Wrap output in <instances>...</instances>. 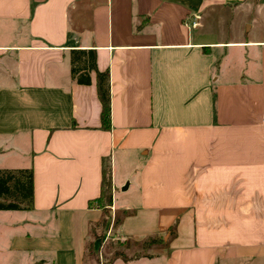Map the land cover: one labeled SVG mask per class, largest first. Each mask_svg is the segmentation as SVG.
<instances>
[{
    "label": "crops",
    "instance_id": "crops-1",
    "mask_svg": "<svg viewBox=\"0 0 264 264\" xmlns=\"http://www.w3.org/2000/svg\"><path fill=\"white\" fill-rule=\"evenodd\" d=\"M104 164L117 243L159 239L113 264H264V0H0V169L34 185L0 264H84Z\"/></svg>",
    "mask_w": 264,
    "mask_h": 264
},
{
    "label": "trees",
    "instance_id": "trees-1",
    "mask_svg": "<svg viewBox=\"0 0 264 264\" xmlns=\"http://www.w3.org/2000/svg\"><path fill=\"white\" fill-rule=\"evenodd\" d=\"M71 74L80 84L90 83V71L96 74V86L102 104L100 120L104 128L110 127V90L108 71H99L96 67V54L94 50L73 49L70 51ZM33 172L30 168L0 169V210L30 209L33 203ZM103 211L112 205V179L109 164L102 168V180L100 194L90 201ZM157 238H149L144 241L143 248L147 249L158 242ZM147 256V255H143ZM140 254L128 257L122 252H114L102 264H113L120 258L124 262L140 258Z\"/></svg>",
    "mask_w": 264,
    "mask_h": 264
},
{
    "label": "rangeland",
    "instance_id": "rangeland-1",
    "mask_svg": "<svg viewBox=\"0 0 264 264\" xmlns=\"http://www.w3.org/2000/svg\"><path fill=\"white\" fill-rule=\"evenodd\" d=\"M128 196L131 194V191L127 192ZM117 202L119 203V197L117 198ZM95 207V206H93ZM31 209V208H30ZM99 209V208H97ZM23 210H29V209H23ZM100 210L101 217L96 222L95 226L93 227V232L90 236V246L88 247V259L84 261V264H102L105 262L112 253L118 251V252H125L130 254H142L147 249L142 248V242H139L140 237H132V246L129 247L127 244H123L120 246L118 244V240H116V233L114 231V226L116 219L120 214L117 212L116 216H114V212L112 205L108 207L105 211ZM12 214H0V223H9V221H14L19 219L18 215L14 214V212H11ZM142 218L145 219V215H141ZM135 218V214L131 216L128 220H125L124 215V221L125 224L127 223L128 226H131V221ZM7 242H5L3 239L0 241V257H7L9 260L12 255H14L13 252L9 253L7 249ZM126 246H128L127 251L124 249ZM140 250V251H138ZM9 264H16V263H10ZM115 264H121V261L119 260Z\"/></svg>",
    "mask_w": 264,
    "mask_h": 264
},
{
    "label": "built area",
    "instance_id": "built-area-1",
    "mask_svg": "<svg viewBox=\"0 0 264 264\" xmlns=\"http://www.w3.org/2000/svg\"><path fill=\"white\" fill-rule=\"evenodd\" d=\"M192 16H193L194 19H192ZM192 16L186 18L185 25H187L188 27L189 26H195L196 25V18H197V16H195V15H192Z\"/></svg>",
    "mask_w": 264,
    "mask_h": 264
},
{
    "label": "water",
    "instance_id": "water-1",
    "mask_svg": "<svg viewBox=\"0 0 264 264\" xmlns=\"http://www.w3.org/2000/svg\"><path fill=\"white\" fill-rule=\"evenodd\" d=\"M124 189L126 188V186L125 187H123Z\"/></svg>",
    "mask_w": 264,
    "mask_h": 264
}]
</instances>
